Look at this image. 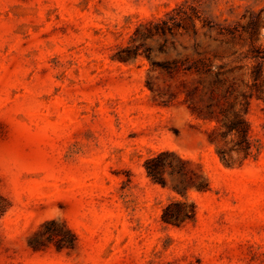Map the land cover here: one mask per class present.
Masks as SVG:
<instances>
[{
    "label": "rangeland",
    "instance_id": "obj_1",
    "mask_svg": "<svg viewBox=\"0 0 264 264\" xmlns=\"http://www.w3.org/2000/svg\"><path fill=\"white\" fill-rule=\"evenodd\" d=\"M262 56L264 0H0V264H264ZM242 95L245 160L207 119ZM166 150L209 189L152 183ZM184 198L194 221L164 224Z\"/></svg>",
    "mask_w": 264,
    "mask_h": 264
},
{
    "label": "trees",
    "instance_id": "obj_2",
    "mask_svg": "<svg viewBox=\"0 0 264 264\" xmlns=\"http://www.w3.org/2000/svg\"><path fill=\"white\" fill-rule=\"evenodd\" d=\"M150 26V23H149ZM156 26V25H154ZM147 27V25L145 26ZM149 28V27H148ZM121 61H127L128 57L119 58ZM262 62H256L253 72L251 74L253 80V87L257 88L258 82L262 79L264 71V56L261 57ZM243 103L240 104V110H234L231 108L222 112V118L217 116H209L207 119H215L219 125L224 129L221 133L222 138L232 135L234 140L233 150L237 155H241V159L245 160L253 156L254 146L249 138L248 125L245 121L244 115L247 110L248 100L246 95H242ZM247 100V101H246ZM212 113V112H208ZM211 115V114H210ZM214 140L210 139L213 143ZM258 148H255V154ZM217 153L220 160L226 164H232L233 158H230L224 149H218ZM188 162L178 156L172 151H161L152 157L147 158L143 167L147 177L154 184H158L162 187L168 186L167 179H169V187L181 196H185L188 189H195L199 192H205L209 189V184L206 178H203L199 174H193V179L189 175L187 169ZM5 200L0 195V201ZM196 210L192 202H188L185 198L184 200H175L166 204L161 211V221L164 224L172 226H180L188 222H193L195 219ZM47 224H55L54 221H49ZM59 232L48 231L43 234L47 240L55 239L57 249L71 248L74 243V235L71 231L65 228V233L58 234ZM67 233L69 238H65ZM39 236V231L35 233L28 241V245L33 249L37 250L43 247L42 238H37Z\"/></svg>",
    "mask_w": 264,
    "mask_h": 264
}]
</instances>
